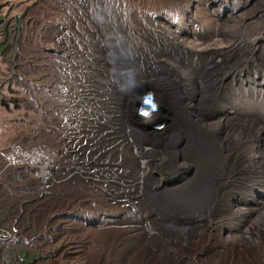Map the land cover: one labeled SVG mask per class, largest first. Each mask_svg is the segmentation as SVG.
Here are the masks:
<instances>
[{"label":"rangeland","instance_id":"1","mask_svg":"<svg viewBox=\"0 0 264 264\" xmlns=\"http://www.w3.org/2000/svg\"><path fill=\"white\" fill-rule=\"evenodd\" d=\"M0 18V264L20 250L32 264H264V0H0ZM98 37L106 49L88 45ZM91 64L217 114L184 135L214 149L206 162L186 152L205 185L152 198L128 149L72 120L65 68Z\"/></svg>","mask_w":264,"mask_h":264},{"label":"bare ground","instance_id":"2","mask_svg":"<svg viewBox=\"0 0 264 264\" xmlns=\"http://www.w3.org/2000/svg\"><path fill=\"white\" fill-rule=\"evenodd\" d=\"M102 38L98 37L97 43L93 42L88 45H92L91 47L100 46L106 49L105 47L108 46L107 41L102 40ZM72 58L71 55L69 59ZM85 58L92 59L89 54H86ZM106 59L111 60L109 57L103 58L102 62H105ZM112 61L117 65L115 60ZM116 65L111 64L110 69L107 68V65L99 70L91 64L89 67L80 66L74 72L71 67L66 66L65 71L68 75L65 82H68L70 86L65 85L66 83L60 86L62 95L60 99L63 101L64 108L67 109L66 113L76 123L85 125L87 130L97 133L101 137L104 136L103 139L111 145L128 149L131 153L130 157L125 158V162L132 166V168H129L132 172L135 171L141 175L143 185L149 187L152 198L153 196L158 197V193L161 192L169 198L177 200L180 198V193L177 196V193L181 191L180 186L182 187V185L191 182L205 185L207 176L204 180H201L202 174L200 173V179L197 178V173L201 172L200 169L204 165H199L198 168L196 166L198 164L193 162L191 157L195 155L196 159L197 157L201 158L197 160L206 162L209 155L212 154L211 152L215 154L214 149L210 146L211 152L206 153V143H203V139L207 134L204 136L201 133L203 139L196 135L193 136L195 139L189 136L190 142L201 141L196 145L191 142L192 146L187 145L184 137L192 133L194 135V131H204L199 122L212 119L217 114H207L206 117H203L204 114L197 112V108L190 107L191 103L189 101L184 102L185 98L190 97H183L182 90L178 94L177 90L170 88L162 81H158V85L154 83L157 92H145V90L131 83L121 85L122 82L138 77V75L130 67L123 69ZM184 72L187 76H190L187 78L191 82V79L194 78L193 69H189V73ZM105 81H109V83ZM113 85L118 87L115 92L111 90ZM105 90L106 93L104 94ZM61 95L59 96L61 97ZM160 101H162V104ZM139 104L140 108L138 109ZM197 134L199 135V133ZM180 138L182 140L177 142ZM186 152L190 153L191 157ZM179 159L186 160L188 165L183 164L181 161V163H178ZM51 169V165H45L41 168L44 181H47ZM176 169L183 171V174L180 177L178 176V180L173 176ZM151 171L154 173L152 174ZM208 171L220 174L221 177L223 166H220L217 161L214 163L213 169ZM207 182L210 190L209 194H211L213 190H216L217 180L212 179L210 176ZM175 205H177V209L180 208V204ZM175 205L167 203L168 208Z\"/></svg>","mask_w":264,"mask_h":264},{"label":"trees","instance_id":"3","mask_svg":"<svg viewBox=\"0 0 264 264\" xmlns=\"http://www.w3.org/2000/svg\"><path fill=\"white\" fill-rule=\"evenodd\" d=\"M1 18H0V23H1ZM8 30V29H7ZM6 29L3 30V34L4 37H8L9 36V31H7ZM9 46V42H7L6 44H2L0 47V50H6V47ZM79 181V180H78ZM10 257L12 256L13 259H11V261L15 262V264H32V258L33 256H29L28 253L26 251H21L19 252V254L17 256H14L13 252L10 253L9 255Z\"/></svg>","mask_w":264,"mask_h":264},{"label":"built area","instance_id":"4","mask_svg":"<svg viewBox=\"0 0 264 264\" xmlns=\"http://www.w3.org/2000/svg\"><path fill=\"white\" fill-rule=\"evenodd\" d=\"M45 163V162H44ZM50 163V162H49ZM43 164H41V166H42ZM50 165L52 166V169L50 170V173H52L51 171L53 170V169H55L56 167L52 164V163H50ZM40 166V167H41ZM40 167H39V169H40ZM37 174H38V172H37ZM40 176V175H39ZM51 176L52 175H50V177H49V179H48V181L51 179ZM41 181H42V184L43 185H46L47 183H48V181L47 182H44L42 179H41Z\"/></svg>","mask_w":264,"mask_h":264}]
</instances>
